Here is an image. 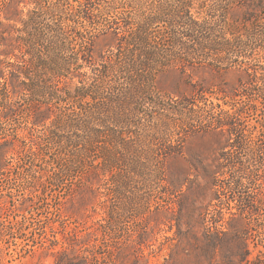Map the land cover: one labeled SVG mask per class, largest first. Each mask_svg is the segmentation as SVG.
Returning <instances> with one entry per match:
<instances>
[{"label":"trees","instance_id":"1","mask_svg":"<svg viewBox=\"0 0 264 264\" xmlns=\"http://www.w3.org/2000/svg\"><path fill=\"white\" fill-rule=\"evenodd\" d=\"M145 1L49 0V37L37 14L21 30L0 32V79L12 95L27 97L19 115L40 133L23 137L30 176L68 222L58 228L61 240L55 236L54 264H150L163 226L174 232L167 261L202 255L206 264H260L249 240L264 237V222L253 218L264 211V0H154L149 13L123 17ZM18 7L19 0H0L6 21ZM102 15L112 25L126 20L113 28ZM244 52L249 63L238 62ZM5 110V121L16 113L12 105ZM245 115L254 123L237 147L251 148L254 163L239 170L263 193L216 220L208 208L223 165L188 160L171 172L155 157H182L173 146L183 143L179 130L211 135L221 150L241 130L235 117ZM160 179L170 205L153 201ZM132 221L134 237L121 241Z\"/></svg>","mask_w":264,"mask_h":264},{"label":"rangeland","instance_id":"2","mask_svg":"<svg viewBox=\"0 0 264 264\" xmlns=\"http://www.w3.org/2000/svg\"><path fill=\"white\" fill-rule=\"evenodd\" d=\"M49 0H19L17 14L13 17V21H6L3 13H0V32H11L17 29H23V24L28 22L29 18L37 14L40 16L38 22L44 25V33L47 37L50 36L46 25L49 23V14L46 12L47 3ZM63 6L66 3L75 4L74 0H62ZM154 0H146L143 4L129 8L124 12V18L132 21L139 17L140 14L149 13L156 7L154 3L150 7V2ZM159 1V0H155ZM97 7V5H95ZM94 6V7H95ZM193 14L196 16L195 11ZM101 22L108 23L111 27H123V22L126 19L116 20L112 25L111 18L100 16ZM43 23V24H42ZM18 34H14L17 36ZM21 33H19V36ZM247 55V58L245 56ZM19 58V53L15 52ZM250 53H243L242 58L238 62L250 61ZM1 58V57H0ZM14 58H12L13 61ZM15 61V60H14ZM13 61V62H14ZM19 61V60H18ZM83 71L89 72V69ZM202 73V71H200ZM19 80V78H18ZM4 80L0 79V115L4 113L7 105H12L16 113H12L8 120L0 119V264H54L52 252L60 249L61 244L54 243L55 236L60 241L61 236L58 234L61 231L62 225H66V217L62 212L56 210V204L51 199L50 194L43 199L41 189L37 182L30 176L32 167L30 165L31 158L28 153V140H23L27 135L29 138H36L40 133L37 129H29V124L21 115L19 108H22L27 100V97L19 95L14 96L11 93L10 85H3ZM19 82V81H18ZM77 84V80L73 81ZM19 91V87L15 89ZM36 99V98H35ZM255 116L245 115L236 116V127L241 129L238 133H232L229 146L221 150H217L213 145V137L211 135H187L184 137L182 130H179L184 138L183 143L175 142L173 146L182 149V157L164 160L160 152L155 157L167 170L173 172L178 166L184 167L186 161L202 163L218 162L223 165V169L217 176L216 191L217 200L208 208L209 217L214 219H222L224 221L231 213L243 211L246 207L247 200L256 201L263 193V188L260 185L248 184L242 176L241 164H253L254 160L251 157V148L237 147L240 138L248 134L247 128L254 123ZM241 118V119H240ZM245 126V127H244ZM187 130V129H185ZM253 135L258 136V129H249ZM202 134V133H201ZM261 139V138H260ZM264 139L260 147H264ZM21 151V152H20ZM19 158L24 160V164L19 167ZM261 167L264 169V161L260 160ZM28 171L27 174H21ZM190 178H193L191 176ZM237 183V185H236ZM38 186V187H37ZM153 201L161 205H170L173 197L166 193V185L161 179L155 181L151 187ZM258 214L253 218H258L264 222V211H258ZM260 222V223H261ZM68 223V222H67ZM254 224V220H252ZM224 223L218 222L215 225L217 230H225ZM136 222L132 221L129 226H125L119 235L121 241L130 240L134 237L133 229ZM57 233V234H56ZM252 237V236H251ZM174 232H171L168 227H160L156 229L153 238L154 254L150 256V264H206L205 257L199 255L197 257H179V263L167 259L169 247L175 244ZM47 248L49 250H47ZM249 248L252 251L251 259L255 258L260 252L262 255L258 262L264 264V237L254 238L249 240ZM88 264H104L101 258L89 261Z\"/></svg>","mask_w":264,"mask_h":264}]
</instances>
